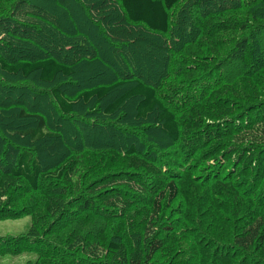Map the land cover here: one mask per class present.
<instances>
[{"label": "trees", "instance_id": "1", "mask_svg": "<svg viewBox=\"0 0 264 264\" xmlns=\"http://www.w3.org/2000/svg\"><path fill=\"white\" fill-rule=\"evenodd\" d=\"M74 1L66 0L65 4L60 1L52 3L50 7L56 5L60 11L52 9L53 12L50 13V10H47V16L57 15L58 19L68 21L69 17L72 19L78 18V14L79 17L84 15L87 24L81 25L83 27L99 25L103 33L98 38L102 42H107L109 36H113L114 24L108 22L112 13L102 11L103 13L99 15V24L95 21L93 24L87 19V14L94 10V6L87 7L84 1L79 2L80 6ZM184 1L187 0H118L117 16L126 19L130 24L142 25L154 34L165 36L170 30L172 12ZM210 1L212 0H196L195 6L189 8L190 13L184 12L185 15L179 16L181 22L197 21L200 39L190 52L183 51L177 56L174 55L175 59H183L182 61L186 63L178 67L181 79L184 78V81L188 79V82L181 83L182 86L185 85L181 89V100L179 99L181 108L173 106L175 103H172V98H162L150 82L133 76L125 79L122 74L107 79L103 84H95L81 92L75 99H71L56 86V81L60 78L77 77V69L53 55L58 53L42 57L43 54L35 51L32 54H36L37 57L31 55L24 58L23 55H19L10 58L11 62L0 57L2 77H20L26 80L25 82L35 78L44 86L41 91L33 89L32 86L26 87L29 85L27 83L9 86L0 78V88L5 92L0 91L7 93L5 96L7 103L1 104L0 108L7 106L8 109L12 96L17 93L18 98L15 101L20 99L21 103L29 101L28 99H39L37 101L39 102L42 98H49L61 117L68 120L78 104L87 105L96 101L100 105L115 91L124 90L107 106V115L113 116L128 101L137 100L134 109L135 121L147 123L153 118L156 120L155 127L150 128L155 133L151 134L152 139L146 143V147L150 149L145 152L148 161L137 166L130 165L134 168L132 170L129 168L130 181L125 178L128 174H122L120 170L118 171L121 176H116L117 180L110 177L111 182L108 183L106 178V185L114 186V194L110 199H105L101 195L102 191L95 184L96 180L92 179L93 174L83 177L82 184L78 183L82 178L76 173L75 159L54 171L47 172L40 158L31 150L17 154V158L0 177V213L6 209L12 210V195L19 189L22 181L31 191H37L41 184L49 182L51 197L44 205L46 232H43L44 225L39 227V223L32 220L26 233V242L0 237V257L26 252L25 246L31 243L30 240H44L47 245L57 244L55 249L60 255L54 253L56 251L54 248L50 249L55 255L53 260L58 264H106L104 260L107 254L114 262L118 261L120 264H150L163 247L162 242L158 238L155 239L157 221L151 223L152 225L149 223L144 230V262L129 260L123 242H111L107 249L100 244L99 217L103 215L109 218L107 213L110 211L118 212L117 209H120L123 213L125 208L127 209L128 205L124 202L126 198L122 191L126 188L127 191L133 192L127 193V196L146 195L145 198L148 200V194L151 195L150 202L156 214L154 220L176 204L174 215L178 217V223H182L176 236L181 240L180 244L192 245L185 249L189 251L184 256H189V259L196 260L194 255L205 253L213 256L217 262L230 257L232 262L245 258L252 264H264V202L259 199L253 200L256 196L255 189L264 199V0H241L237 4H232L233 6L226 5V0H216L218 9L201 10L200 6ZM260 2L262 5L257 6ZM220 6L224 8L221 9ZM190 14L191 17L188 16ZM36 18L39 21L42 19L37 15ZM42 22L47 28L39 29L32 39L38 41V45L44 44L41 53H47L51 46L58 50L62 48L63 46L57 43V40H61L59 36L70 38L71 34L60 29L59 33L52 26L46 25L51 22L47 18H43ZM85 33V31L81 33L83 42L80 45L77 44L76 38L71 40L72 45L78 48L74 53L86 52L88 57L90 54L91 57H95L99 48L96 51L90 49L91 45L97 46ZM88 33L93 34L95 31ZM25 39H15L17 44L11 45L10 48L27 51L29 54L30 49L18 44ZM166 45L170 49L174 47V42ZM149 46L152 50L149 55H145L148 57H144V60L161 63L162 48ZM65 49L66 52L72 50L69 46H65ZM92 64L96 66L102 64L111 69L115 65L122 69L123 65L119 58L112 62L93 61ZM213 80L219 82L215 83ZM17 115L19 120L33 121L31 128L18 131V137L30 138L37 143L60 138L59 134L49 129L44 114L31 113L23 107L18 109ZM162 141L168 146L190 148L188 150L189 152L192 150L189 153L190 158L200 157L202 171L195 173L196 167H189V171L181 153L184 148L176 147V150L172 148L170 151V146L167 148L159 144ZM140 142L134 140L128 150L133 162L136 158L142 157L139 151ZM142 143L145 145V142ZM222 146H228L227 150L235 149V162L224 165L220 159L215 163L214 160H217L218 151ZM160 149H165L164 154L159 155ZM157 155L160 156L159 159L156 158ZM164 158L166 161L162 160ZM0 161L9 163L1 157ZM188 164H191V161ZM158 165H164L162 170ZM158 176H162L160 180L157 179ZM155 179L157 181H154ZM70 186L79 189L73 190L71 194L79 192L80 194L67 202ZM79 198L83 201V206ZM218 204L223 209L217 208ZM81 207L83 212L78 214ZM200 221L203 224H200ZM62 240L66 244L60 248L58 244H61ZM205 242L210 243L209 248L212 246L214 250L207 252L206 248H202ZM217 245L228 246L233 253L230 251V256L223 257L224 252L218 251L215 247Z\"/></svg>", "mask_w": 264, "mask_h": 264}, {"label": "rangeland", "instance_id": "2", "mask_svg": "<svg viewBox=\"0 0 264 264\" xmlns=\"http://www.w3.org/2000/svg\"><path fill=\"white\" fill-rule=\"evenodd\" d=\"M56 1H60L63 4L66 3V0H55V2ZM82 1L86 3L87 7L90 5L94 6V10L91 11L89 15L87 14V19L89 21L91 20L93 24L95 22L99 24V15L103 13L102 11L112 13L108 22L114 24L112 28L113 36H109L107 42H102L98 38L103 33L99 25L94 27H89L88 25L83 27L81 25L87 24L84 15L79 17L78 14V18L72 19L69 17L68 21L58 19L57 15H54V17L47 16V10H50V13L52 9L60 11L56 5L50 7L52 3H55L53 0H0V46L3 48V50L0 48V57L11 62L12 60H10V58H16L19 55H23L24 58H28L31 55L37 57L36 54H32L35 51L39 52L40 55L43 54L42 57L52 56V53H58L53 55L66 64L75 66L77 69V77L70 79L60 78L56 81V86L60 87L71 99H75L81 92L91 88L95 84H103L107 79L122 74L125 79L133 76L140 78L144 82H150L156 87L158 92L162 95V98H172V103H175L173 106L177 105L181 108V89L185 86H182L181 83L188 82V79L185 81L184 78L181 79L178 67L186 63L182 61L183 59H175L174 55L177 56L183 51L190 52L200 39L198 37L199 30L197 29V21L188 20L181 22L179 16L182 17L185 15L184 12L190 13L191 10L189 8H191L190 6L192 5L195 6L196 0L184 1L180 4L179 8L172 12L170 30L165 36L154 34L146 30L142 25L130 24L126 19L119 18L117 16L119 7L118 0H75L74 2L80 5L79 2ZM215 1L206 2L207 5L203 3L200 6L201 10L210 11L213 8L218 9L217 1ZM226 1V5L233 6L232 4H237V2L241 0ZM261 5V2L257 4V6ZM77 13L74 12V14ZM192 14L188 16L191 17ZM36 15L42 19H49L51 22L46 25L52 26L56 31L59 32L60 29L71 34L70 38L59 36L62 41L57 40V43L63 46L59 48L60 51L58 48L54 49V47L51 46L49 47V51L47 49V53H41L44 44L38 45V41L32 40L34 39L33 35H35L39 29L47 28L42 22V19L41 21L37 20ZM4 16H6L7 19ZM196 18L198 19L199 17L196 15ZM56 19L58 21H56ZM92 30H94L95 33L89 34L88 32ZM84 31L92 39L94 45L97 46L93 47L91 45L89 46L90 49L96 51L99 48L95 57H91V54L88 57L86 52L74 53L78 48L72 45L73 43L71 40L76 38L77 44L80 45L83 42L81 33ZM18 38H26L18 44L20 46L24 45V47L30 49L29 54L27 51H17L16 48H10L11 45L17 44L14 40ZM165 42H174V47L169 49V46H167ZM2 44L4 46H2ZM149 45L162 48L160 57L161 63L144 60V57H148L145 55H149L152 50V47ZM65 46H69L72 50L66 52ZM118 58L120 62L123 63V70L119 65H113L114 68L111 69L106 68L102 64L99 66L92 64L93 61L109 60V62H112V60L114 61ZM202 58L204 59L203 56ZM133 63L136 65H133ZM165 72H169V74ZM0 78L3 83L9 86H21L22 83H27L29 85L26 87L31 88L30 86H32L33 89H39V91L44 89V86H41L35 78L29 79L30 81L28 82H25L26 80L20 77H2V75H0ZM86 80H88V82H85ZM213 82L217 83L219 81L213 80ZM0 90L4 91L1 88ZM1 91L0 105L7 103L5 97L7 93H4L5 91L1 93ZM123 92L124 90L115 91L100 105L96 101L87 105L83 103L78 104L72 117L68 120H64L61 117L49 98H42L39 102H37L39 99H28L29 101L21 103L20 99L17 102L15 101L16 98H18V93L13 95L8 109L7 106L0 108V157L9 162L0 161V177L8 170L10 163L17 158V154H20L22 151L31 150V152H34L36 156L40 158L44 170L47 172L54 171L57 167H62L64 164H68L71 159H75V164L77 165L76 173L80 174V178H82L78 183L82 184L83 177L93 174L94 177L92 179L96 180L95 184L101 189V195L105 199L112 198L114 186L112 184L106 185L107 182H111L110 177H112L113 180H117L116 176H121L118 171L120 170V173L128 174L125 178L130 181L129 170L134 169L130 165L134 164L137 166L138 164H144L148 161V158L145 157V152L150 149L146 147V143L152 139L151 134L155 133V131L151 129L156 125V120L154 118L147 123H137L135 121L134 109L137 100L128 101L115 115H107V106ZM176 99L180 100L177 101ZM23 103H25V105H23ZM23 107L31 113L40 112L44 114L47 117L49 129L59 134L60 138L58 140H45L37 143L31 141L30 138L18 137L17 133L19 130L26 131L33 126V121L30 119H17L18 109ZM177 112L179 111L177 110ZM9 125L11 126L10 128H8ZM15 128L17 129L15 130ZM134 140L138 142L141 141L139 151L142 157L136 158L133 162L132 157L128 154V150L130 145L134 143ZM142 141L145 142V145H143ZM155 144L158 145V143ZM159 144L167 148L170 146V151L172 148L174 150H176V147L181 148L178 145L168 146L164 141ZM182 148H184L181 151L184 156L183 160L187 162L186 168L189 170V167H196L197 170H195V173L197 171H202V167H200V157L195 156L190 158L189 153L192 152V150L189 152L188 150L190 148ZM227 149L228 146H222L220 151H218L219 154L217 153V160H214L216 161L215 163H218L220 159V162L224 165H227L228 162L233 163L236 161L235 149ZM164 151L165 149H160L159 155L160 153L164 154ZM159 155H157L156 158L159 159ZM162 160L166 161V158ZM190 161L191 164H188ZM145 166L146 165H143V167ZM163 167L164 165H161L159 169L162 170ZM160 177L162 176H158L157 179L160 180ZM106 178L107 182H105ZM92 179L91 182L93 181ZM154 181L157 180L155 179ZM45 183L46 184H41L37 191H31L24 181L21 182L19 189L14 191L12 195V210L6 209L0 213V237H5L12 241L20 239L19 242H26V233L31 226L32 220L38 222L39 227L44 225L43 232H46L44 222L46 212L44 210V205L46 200L51 197V185H49V182L45 181ZM68 189L70 195L66 198L67 202L80 194V192L71 194L73 190L79 191V189H73L72 186L68 187ZM82 189L83 187L81 190ZM105 189L106 191H104ZM122 191L123 196L128 200L124 199L125 204L128 205L127 209L125 208L123 213L120 209H117L118 212L114 210L110 211V213H107L109 218L103 215L99 217V226L101 228L99 232L101 236L100 244L104 249H107L111 242H123L122 244L127 250L126 253L128 254L129 260H135L139 263L144 262V230L149 223L152 225L151 223L157 221L155 227L157 236H155V239L158 238L162 242L163 247L156 253L155 260L150 264H252L251 261H247L245 258L232 262L231 258L227 256H230L233 252L225 245L215 246L218 251L221 250L224 252L223 257L227 255L225 261L220 260L217 262L216 259L208 253V255L205 253L201 255L194 253L196 254H193L196 260L189 259L187 255H185L187 257L185 258L184 254L189 251L185 249H189L192 245L189 243H187V245L180 244L181 240L176 236V234L180 232L178 227L182 224L178 223V217L174 215L176 209L174 207L176 204L154 220L153 218L156 214H154V206L150 202V194H148L147 200V198H145L146 195L140 197L137 195L127 196V193L133 192L127 191L126 188L122 189ZM255 193L256 196L253 197V200L259 199L264 202L261 194H259L256 189ZM79 201L81 202V206H83V201L80 198ZM177 208L179 209V206ZM217 208L223 209L219 204ZM81 212H83L82 207L77 213L80 214ZM14 213H18V215H14ZM183 223L185 224V221H183ZM58 224L61 226L59 222ZM200 224L203 223L200 221ZM30 242L31 243H27L28 245L25 246L26 252L19 254L12 253V255L0 257V264H58L53 260L55 255L51 253L50 249H55L57 244L47 245V242L44 240H30ZM63 244L66 243L62 240L61 244L58 245L61 246L60 248H63ZM209 245L210 243L205 242L202 248H206L207 252L214 250L212 246L209 248ZM196 251H198V249ZM175 252L177 253L175 254ZM54 253L60 255L57 250ZM223 257L220 258L222 259ZM105 259L104 263L106 264L109 262L110 264H120L118 261L114 262L109 254L105 256Z\"/></svg>", "mask_w": 264, "mask_h": 264}]
</instances>
